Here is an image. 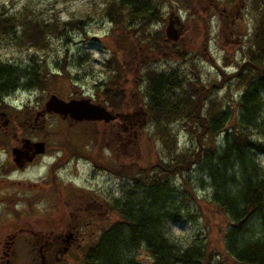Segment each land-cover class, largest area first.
Listing matches in <instances>:
<instances>
[{
	"label": "trees",
	"instance_id": "obj_1",
	"mask_svg": "<svg viewBox=\"0 0 264 264\" xmlns=\"http://www.w3.org/2000/svg\"><path fill=\"white\" fill-rule=\"evenodd\" d=\"M165 1L101 0L103 4L97 13L104 15L111 23V29L116 28L122 35L141 31L144 41L141 48L151 49L159 47L161 39L166 41L161 28H156L154 34L148 29L155 22L163 21L161 6ZM188 2H180L183 9L187 8ZM260 10V38L254 48L257 52L252 54L250 51L249 65L254 68L262 57L263 63L257 69L258 74L251 70V75L245 73L244 76L241 65L236 72L235 77L244 81L245 87L236 101L238 114L232 120L229 106L214 95L218 87L215 82L202 81L191 68L187 71L192 75H187L183 66L158 69L151 63L145 66L140 78L142 85L139 88L138 84L135 97L150 118L149 124L153 125L151 137L154 142L155 139L159 141L165 154L162 152L163 155L156 157V163L149 167H153L152 172L147 174L140 170L132 176L134 186L128 191L141 197L139 202L134 201L132 205L127 191L122 202H113L106 207L110 211L116 209L121 220L104 226L101 237L86 245L92 249L83 254L85 264H139L132 253L140 247L149 254L151 260L147 264H264V237L249 233V228L256 224L252 222L254 218L260 217L264 221V164L260 165L254 157L256 152L264 154V131L259 132L260 127L264 129L261 118L264 101L258 93L264 87V3ZM81 23L80 15L73 13L60 20L53 12L45 19L27 5L10 12L1 7L0 45L15 42L18 47L43 49L51 37H60L73 28L82 29ZM172 55L186 61L181 51ZM29 58L23 66L0 62L1 104L5 103L4 96L16 89H44L48 79L58 73L49 72L38 58ZM62 60L58 68L65 76V60ZM111 63L103 66L108 75L103 93L108 92L118 101L124 96L116 93L120 86L118 80L124 72L119 60ZM107 86L110 90H105ZM175 125L177 128L182 126L189 137L194 138L192 147L178 148L177 134L173 131ZM218 135H221V143L216 145ZM0 143H3L2 137ZM195 164L212 183L210 202L226 217L221 243L215 247L207 246L200 238L179 246L166 233L165 221L175 220L184 212L183 206L175 205L174 198L178 195L171 196L172 190L177 188L169 183V177L183 176L184 172L188 175ZM123 171L125 175L131 173L127 169ZM183 184L181 193L188 198L194 196L188 185Z\"/></svg>",
	"mask_w": 264,
	"mask_h": 264
},
{
	"label": "rangeland",
	"instance_id": "obj_2",
	"mask_svg": "<svg viewBox=\"0 0 264 264\" xmlns=\"http://www.w3.org/2000/svg\"><path fill=\"white\" fill-rule=\"evenodd\" d=\"M183 1L185 0H166L161 6L163 21L155 22L148 28L151 31L150 34L157 32L155 31L156 28H161L164 34L166 24L171 20V17L174 18V16H179L183 19L182 21L185 23L183 24L187 26L184 31H181L182 34L178 32L176 40L165 37L166 41L163 42L161 39V42H158L159 47L144 49L141 48L144 46V41L141 39V31H130L122 35L116 28H113V30L111 29V23L108 22L107 18L97 13L101 4H103L101 0H0V8L2 7L8 12L13 10L16 11L21 6L27 5L31 7L34 13L44 16L45 19L55 12L59 15L60 20L63 18L67 19L72 13L80 15L82 20V29L73 28L60 37H51L48 46L43 49H26L24 47H18L15 42H2L0 45L1 63L3 61L7 63L14 62L23 66L24 63L28 62L30 56H34L38 58L37 60L41 61L43 65L48 67L49 72H58L55 77L48 79L44 89H37V87L31 89H16L8 96H4L3 101L6 100L7 103L12 106L9 108V111L14 112V108H20V106L25 103L30 108L36 106L39 109L50 94L57 95L58 93V95L66 96L69 91H78L77 93H79L80 89L84 93L89 92L94 95L99 92V89L103 93V89L106 87L104 82H107L106 76H108L103 66H106V63L109 65L112 64L111 61L113 60H119L122 64V72L124 73L118 80L120 86L116 90V93L120 92L124 95L123 97L120 96L122 99L119 100H125L126 102L129 99L130 102L135 105L133 108L134 110L139 106V101H136L135 92L138 91V84L139 88H141L140 86L142 84H140V78L141 75L144 74L143 71L145 66L151 63V66L158 69L160 67L164 68L178 65L179 67L183 66L185 71L189 68L196 71L195 73L200 75L202 81L206 83L213 81L217 84V92H215L214 95L221 103L225 102V104L229 106L228 108L231 110L230 119L232 120L233 117L238 114L239 110L236 101H238L242 90H244L243 87H245L244 81H240L238 77H235L236 72L240 70L239 67L241 65L242 68H244V76L245 73L251 75V70L254 74H258L257 69H260L263 63L262 57L257 60L256 66L252 68V66L249 65L251 55L248 56L245 49L247 48L246 45L252 42L253 46H250V51L252 54L257 52L254 51V48L258 45L260 38L258 28L260 24L258 18L261 17L260 14H262V11L260 9L263 7L264 0H260V3L254 4L253 10L250 5L257 0H245V6L247 5L249 7L247 11L241 8V15L243 18H240L237 23L240 27L237 29L238 34L235 33L239 35V39L235 41L234 39L236 38L233 37V39H230L229 45H227L224 38H222V34L226 30V18L220 13L221 9L225 7L224 5L229 2L228 0H189L186 9H183L180 4V2ZM214 4L215 7L213 6ZM170 11L173 12V16L169 17ZM173 21L171 20L175 28L176 24ZM180 21H178L179 24ZM178 51L185 54L186 61L182 60L181 57L177 59L172 55L177 54ZM255 57L258 56L255 55ZM63 58L67 71L65 76L60 74L61 71H59L58 68V66L60 67L62 64ZM187 72V75H192L190 71ZM107 89L110 90L108 86L105 90ZM258 93L261 96L260 98L264 101V87ZM38 102L39 105L37 104ZM261 118L264 119V108L261 113ZM149 119L147 115L146 120L148 122H150ZM46 120V126L53 130L52 134H58L55 131L60 124L59 120L50 115H46ZM12 125H14L13 129H15L14 131H16V133H23L19 125H15V123H12ZM60 126L63 127H59L61 131L64 129L67 130V128L61 124ZM105 127L100 125L98 133L93 136L91 135L89 139L90 142L85 146L80 144L78 149L82 152L91 151V156L94 158L93 160L101 158L98 161L101 167L107 168L108 171L111 169L115 171L120 160L119 162L117 161V157H115V153L110 146H103L105 142H109L107 140L108 136H106V133L104 134L102 130H104L103 128L109 130L110 126ZM144 127L145 126H142V130L139 133L140 136L135 139L136 147L134 148L135 153L132 158L133 161L130 164L132 167L130 169V175H126L127 177H117L124 173L114 175L112 172L101 170L96 176H92L91 172L93 169H91L90 166L91 161L89 162L87 159L76 158L79 159L77 163H82L79 167L80 171L77 164H74V162L72 164V170L80 172L77 182H83L82 185L84 186H94L98 189H103V195H106L107 191L111 192L112 196L118 195L117 190L122 187V184H125V192L133 189L134 183L131 180L133 178L132 176L137 174L138 171L140 172V170L147 174L152 172L150 170L153 167L151 169L149 167H151L152 163H156V157L160 154H165L163 147L161 148V145L158 144L159 141L155 139L154 142L153 137H151L153 125L150 123L145 129ZM78 130L80 133H75L73 135L78 136L79 134H84L81 132V128ZM70 131H72V128L69 129L67 136ZM173 131L177 134V146L179 149L192 147L195 140L193 137H189L182 126L178 128L176 125L173 126ZM263 131V127H260L259 132ZM3 133L4 132L0 130L1 137L5 135ZM8 134L9 132L7 136H9ZM39 134L41 133L39 132ZM92 137L98 139V141L99 139L102 140L100 149L98 148V142H94ZM220 140L221 135H218L216 138V145L221 143ZM6 143H8V140ZM72 148L76 149L74 147ZM2 154L3 152L0 150V155ZM46 155L42 156V159H45ZM254 157L257 161H260V165L264 164V154L256 152ZM40 172H42L40 168L29 165L22 174L19 169L14 171L13 176L17 179L31 176V179L34 180ZM40 175L42 174L38 176ZM182 175L183 176L173 175V177H169V183L177 188L176 191L172 190L171 193L173 195L171 196L174 198L175 195H178V197L174 198L175 205L178 203L177 206H183L184 212L179 214V217L175 218V220L167 219L165 221V227H167L166 233L169 239L179 246H184L188 242L200 238L207 246L215 247L221 243V237L223 236L222 231L227 224L225 223L226 217L223 216L224 214L212 204L213 202H210L212 195L210 185H212V183H210V179L206 173L200 172L197 169L196 164L193 165L188 175L186 172ZM183 183L188 185L194 196L188 198V195L184 196L183 193H181L185 186ZM30 187V185L24 187L22 191L23 198L24 196L30 195ZM132 192L133 191L128 192V195L131 196L132 199H130V201L133 205L134 201L139 202L142 198L136 195V193L132 194ZM179 200H181V203ZM24 201L25 199H20L16 205L11 203L7 204V213H9V210L12 208L14 210L18 208L19 211L23 209L24 213L28 214L25 215V217L22 216L23 221L30 223L38 221L43 223L44 226L47 225L46 228L49 226L48 220H51V218L55 220L61 216L62 211L60 209L55 210L56 208L54 207H44L45 201L43 200L39 203H34V205L31 204L30 206H26L27 203ZM0 208L5 209L2 204H0ZM87 209H90V207ZM100 210L101 213L96 218V220H98L97 222H92L93 224L91 223L89 227H85V225L80 226L81 230L84 228L86 231L83 233L86 239L88 238L90 229H93L90 240L86 243L87 245L94 241L98 232L101 231V227H108L114 220H121L116 209L111 211L108 209V212L104 211L102 208ZM86 214L89 213L87 212ZM12 218L13 220H19V216H17V218L12 216ZM16 220H14V223H16ZM252 222L256 224H253L252 227L249 228V233H252L254 236L262 235L264 237V221L258 217L257 219L254 218ZM23 223L28 224L26 222ZM120 248L121 247H119L118 250H121ZM132 256L134 259H137V263L139 264H147L151 260L148 252L141 247L136 248ZM70 257L73 259H70L71 263L69 264H80L79 261L75 262L79 259V255L74 254L72 256L70 255Z\"/></svg>",
	"mask_w": 264,
	"mask_h": 264
},
{
	"label": "flooded vegetation",
	"instance_id": "obj_3",
	"mask_svg": "<svg viewBox=\"0 0 264 264\" xmlns=\"http://www.w3.org/2000/svg\"><path fill=\"white\" fill-rule=\"evenodd\" d=\"M228 1L220 12L226 18V30L222 34V38L227 45L233 37L236 38L235 41H238L237 29L239 25L237 23L240 18H243L241 8L247 11L249 7L245 6V0ZM260 2V0L252 2L251 9L254 4ZM213 6L215 7V4ZM179 19L183 20L180 17ZM171 20H175L173 21L176 24L175 28L182 34L181 31L187 27L184 25L185 23L180 21L179 24L178 20L173 17ZM251 45L253 46L252 42L246 45L245 52L248 56L251 55ZM77 92L69 91L66 96L58 95V93L57 95L63 100L81 99L93 105L99 104L114 114L115 117L109 121L91 120L90 118H78L76 120L68 114L62 116L59 113L44 111L43 103L39 109L36 106L30 108L25 103L20 108H14V112L9 111L12 106L6 100H4L5 103L3 102L4 105L0 103V130L5 134L2 136L3 143H0V150L3 152L0 155V204L5 207V209L0 208V264H69L71 263L70 259H73L70 255L74 254L79 255V259L76 258L78 260L75 262L79 261L85 264L86 259L83 254L89 252V248L92 249L90 246L86 247V243L89 242L93 229H90L86 239L83 234L86 231L84 228L81 230L80 226L89 227L92 222L98 221L96 218L100 215L101 208L108 212L109 210L106 208L108 205H112L113 202H122L124 197L128 196L129 191L126 196L125 184H122V187L117 190L118 195L112 196L109 191L103 195V189L84 186L82 185L83 182H77L80 175L79 167L82 163H77L79 159L76 158L91 161L92 176H96L101 170L108 171L101 167L100 162H98L101 158L93 160L91 151H79L78 146L80 144L85 146L89 143L91 135L98 133L100 125L103 127L110 126L109 130H106V127L102 130L108 136L107 140L109 141L105 142L103 146H110L115 157H117V161L120 160V162L115 171L108 172L117 175L124 173L123 170L126 168L127 171H131L130 164L133 161L134 148L136 147L135 139L140 136L142 126H145L144 129L149 126V122L146 120L147 114L141 106L134 110L135 105L129 99L126 102L125 100L115 101L111 95L102 93L100 89L95 95L89 92L84 93L81 89L79 93ZM37 104L39 105V102ZM46 115L58 119L67 130L61 131L60 128L63 127L59 124L55 131L58 134H52L53 130L46 126ZM12 123L19 125L23 133H16ZM70 128L72 131L67 136ZM77 128H81V132L84 134L73 135L80 133ZM8 132L9 136H7ZM7 140L8 143H6ZM93 140L98 142L100 149L102 140L99 139L98 141L96 138ZM39 141L42 142V145L38 143ZM44 155L46 158L42 159ZM73 162L77 164L79 171L72 170ZM29 165L40 168L42 171L37 174L36 179H31V176L17 179L13 176L14 171L19 169L22 174ZM39 174L42 175L38 176ZM124 174L117 177H125ZM29 185L31 186L29 189L31 193L23 198L22 191L24 187ZM20 199H25L26 206L34 205V203L43 200L45 201L44 207L60 209L62 211L61 216L55 220L54 218L48 220L49 226L47 228V225L44 226L38 221L33 223L23 221L22 216L28 215L24 213L23 209L19 211L18 208L15 210L12 208L7 213L6 208L9 203L16 205ZM89 207L90 209H87ZM87 212L89 214H86ZM12 216L15 218L19 216V220L14 219L16 220L14 223ZM100 229L96 240L101 237L103 232V228Z\"/></svg>",
	"mask_w": 264,
	"mask_h": 264
},
{
	"label": "water",
	"instance_id": "obj_4",
	"mask_svg": "<svg viewBox=\"0 0 264 264\" xmlns=\"http://www.w3.org/2000/svg\"><path fill=\"white\" fill-rule=\"evenodd\" d=\"M170 16H173L172 11L169 12V17ZM174 18L180 21L177 16H174ZM164 31L166 38L176 40L178 36V30L173 27L171 20L166 24ZM43 109L44 111H49L56 114L59 113V115L62 116L68 114L71 118H74L76 120H78V118H90L91 120L101 119L103 121H109V119H113L115 117L114 114H112L109 110H106L99 104L93 105L88 102L86 103L81 99L74 100L69 98L63 100L55 94H50L49 96H47V99L43 103ZM38 143L42 145L41 141H39ZM39 150L42 151V149Z\"/></svg>",
	"mask_w": 264,
	"mask_h": 264
}]
</instances>
